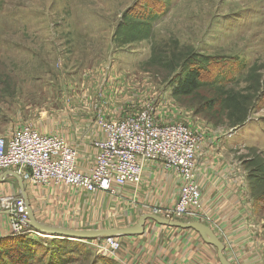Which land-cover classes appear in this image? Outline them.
I'll return each mask as SVG.
<instances>
[{
	"label": "rangeland",
	"instance_id": "obj_1",
	"mask_svg": "<svg viewBox=\"0 0 264 264\" xmlns=\"http://www.w3.org/2000/svg\"><path fill=\"white\" fill-rule=\"evenodd\" d=\"M189 65L202 83L173 95L171 81ZM217 79L230 82L217 88ZM147 107L157 123H182L201 137L195 165L202 149L237 165L264 261V0H0V134L31 125L64 138L90 118L100 129V117L121 120ZM103 205L63 217L42 202L35 218L74 230L117 227L112 214L103 219ZM33 233L51 251L62 243L74 260L66 264H120L110 256L119 237L111 249L104 238Z\"/></svg>",
	"mask_w": 264,
	"mask_h": 264
},
{
	"label": "crops",
	"instance_id": "obj_2",
	"mask_svg": "<svg viewBox=\"0 0 264 264\" xmlns=\"http://www.w3.org/2000/svg\"><path fill=\"white\" fill-rule=\"evenodd\" d=\"M11 131L0 134V137L8 138ZM101 136L102 131L93 124L91 118L85 129L64 135V139L78 150L77 167L82 172H87L94 163L96 151L91 140ZM200 154L195 174L201 189V203L207 214L206 218H209L208 226L212 227L213 233L223 244L224 256L231 264H264L263 257L259 259L258 254L263 248V243L260 245L261 237L255 236L257 228L251 225L253 204L239 168L233 162L213 161L214 149H202ZM8 172L17 174L13 169L0 171L1 238L14 235L8 226L10 212L2 201L24 198L18 181L12 175L3 177ZM180 183L177 173L164 170L159 163L153 162L144 167L142 180L137 187L121 188L120 197L108 192L92 195L67 186L60 187L61 189L32 187L24 182L23 189L34 217L37 216V204L42 202H51L50 209L57 207L58 213H62L63 217L72 215V212L76 214V207L77 210H82L85 205L87 209L93 208L97 213L100 202H103L106 212L103 219L112 214L110 223L117 225L113 228H124L121 226L134 225L141 215L151 214L147 209L149 206L155 205L162 209L172 207L178 198ZM177 220L196 221L188 217ZM152 222L154 221H145L142 234L119 237L121 249L110 255L111 258L120 264H219L216 249L205 243L194 230Z\"/></svg>",
	"mask_w": 264,
	"mask_h": 264
},
{
	"label": "built area",
	"instance_id": "obj_3",
	"mask_svg": "<svg viewBox=\"0 0 264 264\" xmlns=\"http://www.w3.org/2000/svg\"><path fill=\"white\" fill-rule=\"evenodd\" d=\"M102 136L93 141L94 163L87 172L77 167L78 150L63 137L41 133L31 125L0 137V170L13 169L32 186H69L86 192L116 194L137 185L146 164L159 163L180 177L178 198L167 209L152 206L150 212L166 219L191 218L203 222L201 189L196 180L195 159L201 137L182 123L159 124L151 107L121 120L99 118ZM12 234L29 232L23 199L7 201ZM41 235V234H40ZM111 249L116 238L103 241Z\"/></svg>",
	"mask_w": 264,
	"mask_h": 264
},
{
	"label": "water",
	"instance_id": "obj_4",
	"mask_svg": "<svg viewBox=\"0 0 264 264\" xmlns=\"http://www.w3.org/2000/svg\"><path fill=\"white\" fill-rule=\"evenodd\" d=\"M6 175H12L17 181L24 197L26 209L25 213L28 218V225L33 228L35 231H38L43 238H62V239H71V240H91L99 239L106 237H122V236H131L139 235L143 233V227L146 220H152L155 223L163 226L177 227L181 229H192L197 232L203 241L216 249V256L219 264H231L223 254V244L219 241L217 236L213 233L212 229L204 224L201 221H182V220H173L166 219L155 214H143L141 215L137 222L129 227L124 228H109V229H90V230H74L61 227H52L39 223L31 209L28 207V203L25 199V194L23 191V182L19 175L14 172H8ZM1 179V177H0Z\"/></svg>",
	"mask_w": 264,
	"mask_h": 264
},
{
	"label": "trees",
	"instance_id": "obj_5",
	"mask_svg": "<svg viewBox=\"0 0 264 264\" xmlns=\"http://www.w3.org/2000/svg\"><path fill=\"white\" fill-rule=\"evenodd\" d=\"M183 65L184 64H182L181 67H183ZM200 75V70H198L196 66L191 67L189 65L186 70H181V73H177L174 78L175 80L171 81L173 84L171 90L172 94H188L191 90L198 87L200 83H202ZM226 80H213L211 85L217 88H224L227 87L228 85L226 84L230 82V80ZM238 106L245 110L244 103H239ZM53 239L56 240L58 238ZM8 244L11 245L6 246ZM46 248V245L33 240V238L30 237V234L26 232L14 234L10 237L0 238V264H32L34 259L39 260L38 262L40 264H66L74 261L72 257H70L72 255L63 256L61 254L64 247L60 242L56 244L54 247L55 249L52 251L51 249ZM45 251L48 256L46 259H41L38 254Z\"/></svg>",
	"mask_w": 264,
	"mask_h": 264
},
{
	"label": "bare ground",
	"instance_id": "obj_6",
	"mask_svg": "<svg viewBox=\"0 0 264 264\" xmlns=\"http://www.w3.org/2000/svg\"><path fill=\"white\" fill-rule=\"evenodd\" d=\"M24 182V181H23ZM24 183H26V182H24ZM23 191H24V189H23ZM27 203H28V201H27ZM22 207V211H24L25 212V209H26V205H25V201H24V198H23V205L21 206ZM28 207L31 209V207L29 206V203H28ZM8 211H9V209H8ZM31 211H32V209H31ZM152 214V213H151ZM159 216V215H158ZM27 224H28V219H27ZM59 239V238H58Z\"/></svg>",
	"mask_w": 264,
	"mask_h": 264
}]
</instances>
